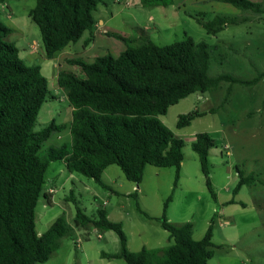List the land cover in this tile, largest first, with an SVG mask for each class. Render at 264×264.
Wrapping results in <instances>:
<instances>
[{
  "label": "rangeland",
  "instance_id": "374dc122",
  "mask_svg": "<svg viewBox=\"0 0 264 264\" xmlns=\"http://www.w3.org/2000/svg\"><path fill=\"white\" fill-rule=\"evenodd\" d=\"M209 1L213 5L221 3L220 0ZM249 1L259 3L261 13L224 8L218 13L201 14L178 10L175 5L163 7L143 2L145 5L140 6L137 0L129 4L125 0H103L98 5L94 17L97 23L104 21L103 28L108 34L95 33L97 29H93L90 45L93 49L83 55L84 60L93 62L95 57L105 55L118 57L127 47L136 48L148 40L167 46L187 35L209 46L208 75L211 78L228 75L239 81H220L208 93L192 94L160 116V120L184 142L176 186L174 167L147 166L137 189L134 183L126 180L122 170L113 165L102 174L105 188L93 179L71 174L62 161L50 163L44 186L49 199L41 196L35 209L38 234L45 233L63 214L71 226L75 225L77 208L88 216H97L98 210L103 208L112 221L122 224L130 252L164 248L172 241L158 219L163 216L167 204L168 221L190 223L196 241L203 239L212 226L215 247L208 264H264V0ZM35 4V0L0 3V22L13 29L7 40L19 48L21 58L35 47L38 54H44L40 30L28 16ZM193 6L187 7L192 9ZM219 16L236 22H229L216 35L208 34L199 23ZM116 35L124 36L129 42ZM25 61L29 65H41L49 82V97L39 113L36 130L52 121L63 126L64 138L58 139L54 134L45 148L69 144L68 124L72 114L65 92L57 85L59 67L40 57L36 62ZM60 70L82 75L79 67L67 62L61 63ZM196 111L204 115L196 117L189 126L177 128L181 115ZM199 133H207L215 141L209 153V178L215 198L207 187L199 156L192 148ZM239 173L248 183L236 191L242 179ZM51 190L54 192L50 193ZM79 231L81 235L73 239H61L54 254L43 264H125L122 260L102 256L120 251L115 232L100 231L102 237L98 238L92 228ZM79 239L81 243L76 247L74 242Z\"/></svg>",
  "mask_w": 264,
  "mask_h": 264
},
{
  "label": "trees",
  "instance_id": "16d2710c",
  "mask_svg": "<svg viewBox=\"0 0 264 264\" xmlns=\"http://www.w3.org/2000/svg\"><path fill=\"white\" fill-rule=\"evenodd\" d=\"M220 1L242 12L261 13L260 4L249 0ZM35 2L28 16L39 28L45 56L51 60L68 44L77 43L85 32L93 31L97 23L94 13L103 0ZM143 2L168 7L172 0ZM229 22L236 20L231 22L230 18L219 16L209 22L199 21L212 35L221 32ZM12 32V28L0 22V264L46 263L61 239H73L77 229L87 227L115 232L120 251L106 257L125 264H208L215 247L212 226L203 239L196 241L190 223L168 221L167 204L158 221L172 243L136 253L127 248L122 224L111 221L103 208L97 216H88L77 208L73 226L63 214L41 235L36 231L35 209L41 196L49 199L44 191L45 173L55 161H64L71 174L93 179L105 188L102 174L113 165L137 189L147 166L174 167L176 186L184 142L159 117L192 94L208 93L220 81L239 80L228 75L211 78L209 46L187 35L167 46L151 41L136 48L129 46L118 57L99 56L93 62L70 60L69 64L79 67L82 75L60 71L57 82L72 108L68 124L71 140L69 144L45 148L63 126L52 121L36 130L39 113L49 97V82L40 66L27 65L19 48L6 40ZM116 36L129 42L121 35ZM203 115L198 111L181 115L177 128L189 126ZM214 146L215 141L207 133L197 134L192 143L207 187L215 198L209 178V153ZM239 176L242 179L236 191L248 183L241 173ZM134 197L137 199L136 194ZM74 244L77 247L76 241Z\"/></svg>",
  "mask_w": 264,
  "mask_h": 264
},
{
  "label": "crops",
  "instance_id": "0c3cea01",
  "mask_svg": "<svg viewBox=\"0 0 264 264\" xmlns=\"http://www.w3.org/2000/svg\"><path fill=\"white\" fill-rule=\"evenodd\" d=\"M130 1L131 0H125V3L126 4H129L130 3ZM136 1V0H135ZM143 1V0H142ZM209 0H172V2H171V5L174 7V5H175V8L176 7H178V10H182V11H185V12H187L188 10H191V11H199L201 14H204L205 12H216V13H218L220 10H223L224 8H226V9H228V10H230V11H234V9H235V7H232V6H230V5H228V4H225V3H219V2H216V3H214V5L212 4V3H210L211 1H209ZM137 2H138V5H142L143 4V2H140L139 0H137ZM178 3V5L177 4H175V3ZM198 3H200L201 5H197ZM192 4H194V6L192 5ZM203 4V5H202ZM220 4L222 5V6H220ZM143 5H145V4H143ZM223 5H225V6H223ZM170 6V5H169ZM187 6H193V8L192 9H189ZM197 6V7H196ZM185 8V9H184ZM188 8V9H187ZM98 9V8H97ZM237 9V8H236ZM198 12V13H199ZM97 22V21H96ZM8 26V25H7ZM100 26V27H99ZM104 21L103 20H101V21H99L98 23H96V25H95V29H97L96 30V32L95 33H106V34H108L107 32H106V30H104ZM11 28V27H10ZM94 29V30H95ZM13 30V29H12ZM12 34V33H11ZM10 36V35H9ZM8 36V37H9ZM8 37L6 38V40L8 39ZM94 38V32L92 31V32H85L84 34H83V36H82V38L77 42V43H70V44H68L67 45V47L56 57V58H54V59H51L50 60V62H53V63H56V66H58L59 67V72L61 71L60 69H61V63H64V62H67V63H69V61L70 60H78L79 58H81V60H83V61H86V62H91V61H89L88 59H86V60H84V57H83V55H85V54H89V53H91V51H92V49L93 48H91L90 47V45L92 44V41H93V38ZM124 37V36H123ZM89 38H91L90 39V41H89V43H87V40L89 39ZM8 41V40H7ZM149 41V40H148ZM8 42H10V41H8ZM147 42V41H146ZM140 47V46H139ZM36 48V47H35ZM35 48L31 51V52H27L22 58H23V60L25 59V60H27V61H29V62H36V60H37V58L38 57H40L41 59H44V60H49V59H47L46 58V56H45V52H44V54H38V52H37V50H35ZM125 51V50H124ZM80 56H82V57H80ZM94 57L95 56H97V55H93ZM93 57V58H94ZM96 58V57H95ZM24 60V61H25ZM95 60V59H94ZM25 63L27 64V65H29L26 61H25ZM52 64V63H51ZM53 65V64H52ZM29 66H40L41 67V72H42V74H43V68H42V66L41 65H39V64H30ZM81 72V71H80ZM59 74V73H58ZM58 74L56 73V79L58 80ZM76 74V73H75ZM78 75V74H77ZM46 77V76H45ZM57 85H58V82H57ZM71 108V107H70ZM199 112V111H198ZM71 114H72V108H71ZM160 118V117H159ZM71 120H72V118H71ZM71 122V121H70ZM64 133H62V132H60V133H57V135H58V139H63L64 138V136H62ZM68 134H69V131H68ZM68 140H71V138L69 137L68 138ZM62 163L64 164V166H65V163H64V161H62ZM65 168H66V166H65ZM45 191V194H47V192L48 191H46V190H44ZM72 192V191H71ZM48 195V194H47ZM51 196V195H50ZM48 197H49V195H48ZM108 218L111 220V218H110V216H108ZM75 220V219H74ZM112 221V220H111ZM88 229H90L91 227H87ZM78 232H80L79 230H78ZM39 235H41V234H39ZM116 254V253H115ZM108 254L107 253H103L102 254V256L104 257V258H107L106 256H107ZM109 259V258H108ZM110 260H116V259H110ZM119 260V259H118Z\"/></svg>",
  "mask_w": 264,
  "mask_h": 264
},
{
  "label": "built area",
  "instance_id": "2783aa9c",
  "mask_svg": "<svg viewBox=\"0 0 264 264\" xmlns=\"http://www.w3.org/2000/svg\"><path fill=\"white\" fill-rule=\"evenodd\" d=\"M50 193H53L54 191H49ZM94 231H93V233H97V236H98V238H101L102 236H101V234H100V231L99 230H97V229H93ZM90 232V231H89ZM81 233H82V231L81 232H77V236L78 235H81ZM76 243H77V247L79 246V244L81 243V239H79L78 241H76Z\"/></svg>",
  "mask_w": 264,
  "mask_h": 264
}]
</instances>
